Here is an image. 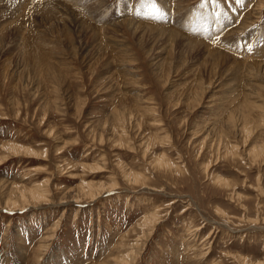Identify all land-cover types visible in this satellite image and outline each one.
<instances>
[{"label":"rangeland","instance_id":"obj_1","mask_svg":"<svg viewBox=\"0 0 264 264\" xmlns=\"http://www.w3.org/2000/svg\"><path fill=\"white\" fill-rule=\"evenodd\" d=\"M156 3L0 0V264H264V0Z\"/></svg>","mask_w":264,"mask_h":264},{"label":"snow or ice","instance_id":"obj_2","mask_svg":"<svg viewBox=\"0 0 264 264\" xmlns=\"http://www.w3.org/2000/svg\"><path fill=\"white\" fill-rule=\"evenodd\" d=\"M142 7L147 8L148 10L141 13L137 12L136 15L143 14L146 17H151L153 19H160L163 18V13L159 7H157L156 0H141ZM203 7V5H201Z\"/></svg>","mask_w":264,"mask_h":264},{"label":"bare ground","instance_id":"obj_3","mask_svg":"<svg viewBox=\"0 0 264 264\" xmlns=\"http://www.w3.org/2000/svg\"><path fill=\"white\" fill-rule=\"evenodd\" d=\"M14 188H15V186H14ZM17 188V187H16ZM15 188V189H16ZM20 189V188H19ZM29 199H31V200H34V201H36V202H38L39 201V198H40V200H43V199H41V197H43L41 194H40V196L41 197H39V196H36V195H34V193H31L30 191H29ZM95 195H93V193H91V195H90V198H92L91 200H93V199H95L96 197L98 198L99 196H100V194H96V192L94 193ZM88 195H89V193H88ZM39 204V203H38ZM30 205V204H29ZM28 204L26 205V206H29ZM24 207H25V205H24ZM16 208H18L17 207V205H15V204H12V206H11V210L12 209H16ZM18 210V209H17ZM148 223H150V222H148ZM155 224V223H154ZM149 225V224H148Z\"/></svg>","mask_w":264,"mask_h":264}]
</instances>
